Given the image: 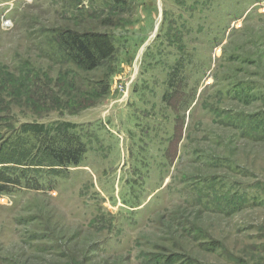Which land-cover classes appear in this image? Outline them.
<instances>
[{"label":"rangeland","instance_id":"374dc122","mask_svg":"<svg viewBox=\"0 0 264 264\" xmlns=\"http://www.w3.org/2000/svg\"><path fill=\"white\" fill-rule=\"evenodd\" d=\"M0 264H264V0H0Z\"/></svg>","mask_w":264,"mask_h":264},{"label":"trees","instance_id":"16d2710c","mask_svg":"<svg viewBox=\"0 0 264 264\" xmlns=\"http://www.w3.org/2000/svg\"><path fill=\"white\" fill-rule=\"evenodd\" d=\"M87 35H85L84 37L80 34H73L69 36V40L71 42V44H73L74 46H76L77 48V57L74 56L75 60L82 62L83 64L88 65V67H95L98 63V59L97 57L92 53L91 51V46H90V42L89 39L86 38ZM34 131H41V132H46L47 129H45L44 125H39L37 127H34ZM69 142V139L66 138L65 142ZM65 150L61 151V149H57V148H50V150L53 151L55 157L58 160V163L60 164H68V165H77L78 162V157L76 158V156H78V153L83 152V148L80 149V151L78 152H70V150H68V148L65 147ZM49 150V149H48ZM49 150V151H50ZM63 150V149H62Z\"/></svg>","mask_w":264,"mask_h":264}]
</instances>
